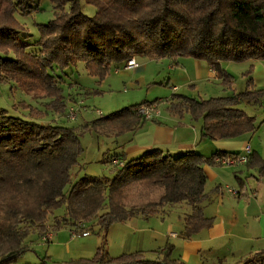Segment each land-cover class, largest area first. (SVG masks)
I'll return each mask as SVG.
<instances>
[{
	"label": "trees",
	"instance_id": "trees-1",
	"mask_svg": "<svg viewBox=\"0 0 264 264\" xmlns=\"http://www.w3.org/2000/svg\"><path fill=\"white\" fill-rule=\"evenodd\" d=\"M41 1L0 0V83L14 82L26 91L44 93L54 98L58 111L65 105L60 78L52 70L64 71L79 61L91 75L102 78L112 66L118 68L134 55L155 60L193 58L205 61L228 89L234 76L223 63L264 61V0H49L54 16L39 25V39L30 43L20 38L23 27L16 15H31ZM82 1L96 9L92 16L82 11ZM33 45L38 49H31ZM252 71L250 65L243 73L247 82L242 92L209 99L173 94L169 108L179 117L187 113L200 121L203 140L254 134L259 125L241 108L244 102L257 105L264 99V89L256 88ZM158 102L123 107L84 127L115 128L117 134L137 132L145 119L136 108ZM23 107L31 106L23 103ZM80 137L74 127L26 120L0 109V264H15L29 250L32 234L40 237L68 223L97 219L107 231L114 223L148 218L184 203L191 208L184 216V238L212 226L213 220L202 210L204 166L238 153L216 151L206 157L194 150L175 155L153 148L130 159L122 153L110 158L123 162L122 167L114 166L111 178L84 175L72 183L71 170L84 151ZM246 165L264 176V156L256 151ZM133 185L146 196L158 192L157 199L129 204L126 191ZM62 207L64 214L55 216ZM104 248H98L90 261L58 264H99L107 255ZM173 250L168 243L154 260L137 251L122 256L120 263L183 264L172 259Z\"/></svg>",
	"mask_w": 264,
	"mask_h": 264
},
{
	"label": "rangeland",
	"instance_id": "rangeland-1",
	"mask_svg": "<svg viewBox=\"0 0 264 264\" xmlns=\"http://www.w3.org/2000/svg\"><path fill=\"white\" fill-rule=\"evenodd\" d=\"M54 9V5L49 0H42L40 8L36 9L31 15L21 16L17 14L16 19L20 26L23 27L20 38L30 43L37 42L40 35L39 25L45 24L53 18ZM81 9L89 16H92L96 11L93 6L87 5L84 1L81 2ZM31 49H38V47L33 45ZM31 49H28V51H33ZM135 56L138 60L141 57H145L134 55L131 58ZM246 67L244 62L229 63V67L225 69L234 76L232 88L228 89L223 87L222 84H219V86L218 83L210 82V87L207 89L210 93L207 96L205 95L204 99L244 91L247 79L243 76V73L248 69ZM60 69L55 67L52 73L60 78L58 80H60L63 96L61 102L65 105L63 111L57 110V103L53 107L54 98L40 92L26 91L14 82L0 83V109H6L10 115L26 120L74 127L81 133L80 138L84 151L78 160V164L71 170L72 183L84 175L111 178L114 174V165L111 162L106 163L102 160L104 153L105 155L107 154V148H113L116 142L115 135L122 134H117L115 128L91 127L86 129L85 124L108 116L123 107L130 106L128 103L134 101L137 97L130 98L132 97V91H130V87L123 76L115 72V66H112L110 72L102 78L91 75L87 71L85 63L80 61L72 64L69 68H65L64 71ZM125 69L129 68L125 67ZM154 69L155 65L150 64L145 72L146 76H151ZM150 78L147 77L149 83H153ZM151 87L155 88L151 89L148 97H146L149 101H153L158 96H165L162 97L164 99L170 96L172 90V87L158 85V81H155V84ZM166 88H170V91ZM146 91L145 88V96L147 94ZM201 97L203 96L201 95ZM23 103L35 109L34 112L32 113L30 108H24ZM242 107L248 115L255 117L259 128L253 135L256 142H263L264 144V122L262 123L264 121V99L261 104L247 103L243 104ZM71 110H74V118L70 115ZM111 132L114 135H111ZM69 186L66 188L68 189ZM142 191L143 189L137 185L127 189L129 204L141 205L148 199H157L158 192L154 191L146 196ZM179 209L177 208L172 212L171 219H177L181 213ZM64 211V207L59 208L54 211V215L62 216ZM151 219L150 222L134 219L132 222L114 223L107 231L100 228L98 220L94 219L92 221H82V223H79L81 224L80 227L78 226L79 224L72 225L68 223L59 226L55 230L48 229L38 238L35 233L27 240L29 250L15 264H41L43 261H46L47 264L71 263L82 260L90 261L95 258L96 253L99 252L98 248L102 246L105 247L104 250L107 251V255H103V261L99 264H121L120 258L122 256L137 251L142 252L145 259L154 260V256L156 257L158 254L157 251L164 249L168 243H175V239H172L171 236H176L179 232L177 229L178 222L170 221L169 217L162 219L155 216ZM50 220L49 223L53 224L52 217ZM171 225H173V228L169 229ZM84 231H88L89 235L82 236L81 233ZM73 232L76 233L73 234ZM49 239L51 241L47 242ZM32 240L35 241L32 242ZM151 249L154 252L147 251Z\"/></svg>",
	"mask_w": 264,
	"mask_h": 264
},
{
	"label": "crops",
	"instance_id": "crops-1",
	"mask_svg": "<svg viewBox=\"0 0 264 264\" xmlns=\"http://www.w3.org/2000/svg\"><path fill=\"white\" fill-rule=\"evenodd\" d=\"M134 58L137 62L136 68L125 69L124 63L115 70L123 76L130 87L132 91L130 98L137 97L128 104L149 101L146 97L149 91L155 88L151 87L155 81L162 87H172L171 94L164 98L165 100L162 98L165 96L155 98L160 102L156 103L160 109L157 118L145 120L137 132L115 135L116 142L111 150L107 148L103 162L108 159L110 162L113 155L122 153L126 159L135 158L153 148L175 155L194 150L209 157L216 151L241 153L245 147H249L251 151L264 156V144L256 142L253 134L231 140H203L200 121L193 120L187 113L179 117L170 110L168 101L171 95L183 94L204 99L210 93L207 90L210 82L221 84L216 72L211 70L205 61L184 57L160 60L141 57L139 62L136 56ZM229 63L231 62L223 63V67H229ZM244 63L246 69L253 65L252 77L256 88H264V61ZM150 64H154L155 69L151 76H146L145 72ZM147 77H151L153 83H149ZM166 89L170 91V88ZM243 104L247 103H242L241 108ZM111 135L114 133L111 132ZM204 171L206 196L202 202V210L206 217L213 220L210 228L203 229L190 239L184 238L182 236L184 216L191 210L190 206L184 203L168 206L162 214L148 218L134 217L128 221L132 222L135 219L150 222L155 216L162 219L169 217L170 221H177L179 234L171 236L175 239V243L172 244L174 246L172 259L183 264H264V176L259 175L257 169L248 168L247 165L237 167L206 165ZM228 187L236 191V194L229 192ZM177 208H180L181 213L177 219H171L172 212ZM171 227L173 228V225L169 226V229ZM147 251L154 252L152 249Z\"/></svg>",
	"mask_w": 264,
	"mask_h": 264
},
{
	"label": "built area",
	"instance_id": "built-area-1",
	"mask_svg": "<svg viewBox=\"0 0 264 264\" xmlns=\"http://www.w3.org/2000/svg\"><path fill=\"white\" fill-rule=\"evenodd\" d=\"M136 65H137V63H136L135 58H131L126 62L125 67L131 69V68L136 67ZM73 111L74 110H71V113H70L72 118H74V116H75ZM136 112L140 116H142L145 120L154 119L160 115V109L158 108L157 104L139 106L138 108H136ZM251 152L252 151L249 147H245L244 151L241 153L230 154V155H226L223 157H217L214 161H215V164H217V165H221V166H225V167H237L240 165H244L248 162V157H249ZM111 164L114 166H118V167L123 166V162L119 159H112ZM227 189L229 192L236 194V191H234L233 189H231L229 187ZM80 225L81 224H79L78 226L80 227ZM75 233L76 232H73V234H75ZM81 235L82 236H88L89 232L84 231L81 233Z\"/></svg>",
	"mask_w": 264,
	"mask_h": 264
}]
</instances>
